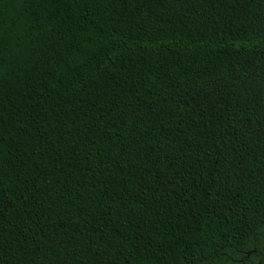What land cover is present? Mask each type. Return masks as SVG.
I'll use <instances>...</instances> for the list:
<instances>
[{
    "label": "trees",
    "instance_id": "16d2710c",
    "mask_svg": "<svg viewBox=\"0 0 264 264\" xmlns=\"http://www.w3.org/2000/svg\"><path fill=\"white\" fill-rule=\"evenodd\" d=\"M264 264V0H0V264Z\"/></svg>",
    "mask_w": 264,
    "mask_h": 264
},
{
    "label": "flooded vegetation",
    "instance_id": "af4514ba",
    "mask_svg": "<svg viewBox=\"0 0 264 264\" xmlns=\"http://www.w3.org/2000/svg\"><path fill=\"white\" fill-rule=\"evenodd\" d=\"M245 256H246V258L236 260L235 263L236 264H257L255 262V257L252 256L251 252H247V254ZM232 264H234V263H232Z\"/></svg>",
    "mask_w": 264,
    "mask_h": 264
}]
</instances>
